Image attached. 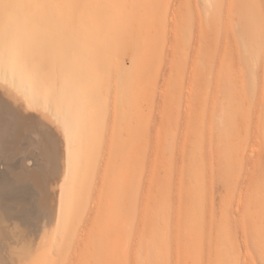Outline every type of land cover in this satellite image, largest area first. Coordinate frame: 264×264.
Masks as SVG:
<instances>
[{"label":"rangeland","instance_id":"obj_1","mask_svg":"<svg viewBox=\"0 0 264 264\" xmlns=\"http://www.w3.org/2000/svg\"><path fill=\"white\" fill-rule=\"evenodd\" d=\"M246 2L212 0L210 5L206 0H169L166 4L172 7L168 19L175 11L179 30L167 27V36L155 56L150 53H156L151 45L137 39L136 46L142 51L139 59L125 54L115 62L114 76L110 78L115 80V88L110 82L108 94L89 93L100 125L95 121L91 125L87 119L86 126L92 127L87 132L90 136L97 133V137L93 135L92 142L89 139L86 144H96L100 150L94 146L95 152L85 144L88 150L81 164L88 166L84 170L79 167L71 179L74 183L69 181L70 187L66 185L63 206L68 204L65 202L69 194L73 195L69 198L73 207L70 217L76 229L70 240L66 238L69 242L72 238L71 249L61 256L54 250V258L46 252L52 264H71L74 260L73 264H258V240L264 230V72L254 78L247 68L261 60V40L258 30L251 40L240 39L236 21L243 9L217 7ZM141 4L149 5L150 1L143 0ZM134 9L138 11L133 15L137 27H142L148 9ZM180 71L187 83L191 72L211 82L209 87L201 85L198 91L184 88L177 115L176 99L171 101L173 79L168 75L176 76ZM164 73L169 78L165 79ZM67 94L57 95L56 102L63 97L68 102L71 94ZM77 97L74 107L78 110L81 94ZM0 98L6 99L1 92ZM96 99L99 105L106 99L102 102L107 114H99V107L105 106L96 104ZM158 103L162 109H158ZM116 118L121 124L119 130ZM20 122L23 120L12 116L13 133L8 134L5 148L0 145V197L18 201L17 211L29 223L25 227L19 220L4 221L7 231L0 234V257L11 264H30L38 254L45 253L41 248L48 234L50 207L57 203L63 169L56 152L58 159H51L46 165L37 142L29 143ZM103 122L108 127L102 132ZM94 136L97 140H93ZM17 137L18 143L14 140ZM103 138L104 142L107 140L103 143L105 161L101 168L97 158L101 157ZM126 138L128 150L123 149ZM113 139L119 142L113 143ZM14 142L27 146L28 151H17ZM126 150L125 160L122 157ZM44 169L52 174L46 191V204L50 206L37 211L28 203L29 193L34 190L33 172L44 175ZM239 192L240 206L233 198ZM226 210L230 211L229 217L225 216Z\"/></svg>","mask_w":264,"mask_h":264},{"label":"snow or ice","instance_id":"obj_2","mask_svg":"<svg viewBox=\"0 0 264 264\" xmlns=\"http://www.w3.org/2000/svg\"><path fill=\"white\" fill-rule=\"evenodd\" d=\"M122 7L136 8L144 5H106L82 3L77 0H0V82L7 85L17 75L27 77L34 86L45 89L50 96L62 94L69 87L82 88L86 78L103 81L108 72L107 47L96 42L109 28L110 21L93 10ZM148 7L161 11L170 4L155 3ZM218 8L243 11L236 21L241 40H251L259 31L261 60L248 65L249 76L264 72V0H247L245 4H218ZM170 14V12H169ZM137 19L129 15L121 21L125 44L133 48V59L137 58L135 38ZM7 99H0V121L10 114L17 121L36 112L29 100L16 90L7 91ZM22 106V107H21ZM19 109V110H17ZM41 119L52 120L45 113ZM59 127V124H57ZM72 145L67 142V154L71 158ZM63 154V150H62ZM111 163V158H110ZM101 168H103V145H101ZM52 174H37L34 190L29 193L30 207L41 210L46 207V191ZM105 183L108 173H104ZM103 191V189H102ZM19 202L13 198L0 197V234L6 233L4 221L19 220L28 226L29 221L18 211ZM18 227V226H17ZM66 235H69L66 232ZM0 264H11L0 260ZM30 264H52L47 254H38ZM59 264V262H58ZM258 264H264V230L258 240Z\"/></svg>","mask_w":264,"mask_h":264},{"label":"bare ground","instance_id":"obj_3","mask_svg":"<svg viewBox=\"0 0 264 264\" xmlns=\"http://www.w3.org/2000/svg\"><path fill=\"white\" fill-rule=\"evenodd\" d=\"M148 1H150L149 5H152V4L161 3V2L166 4V2H168L169 0H148ZM206 1L209 4L212 2V0H206ZM77 2L97 3V4H106V5H108V4H110V5H124V4H127V5H144L145 7H143V8H147L148 9L147 12H146L147 13V20L146 19L143 20V26L142 27L139 26V27L136 28L137 35H136V38H135V45H137L136 44V40L137 39H140L141 44L151 45V49L154 48V51H156V53L150 52L151 55H154V56L156 54H158V50H159L158 48L161 47L160 43H163L165 38H166V36H167L166 35L167 27L170 26L172 31L173 30H179L178 26L175 23V11L172 12V17H170L168 19L169 12H170V10L168 8H165V9H163V11H161V10L156 9V8L148 7L147 4H141L143 2V0H77ZM128 10L133 13L132 16L133 15L136 16V14L138 13V11H135L134 8H122V7H112V8H103V9L93 10L96 14L101 15V16L107 18L110 21V25H109L108 30L102 36L96 37V42L97 43L107 47L106 59L108 61V72H107L105 78L103 79V81H101V82H97L95 80V78L88 77V78L85 79L82 88L69 87L67 90H65L63 92L65 95L67 93L71 94L70 96L67 94L69 96L68 97L69 98L68 102H65L64 97H63V98H59V103H57L56 102V99H57L56 97L57 96H55V97L50 96L45 89L34 86L32 84V82L27 77H21V76L17 75L14 79H9V82H8V85H7V89L5 88V85L2 82H0V92H1V95L3 96V98H6V99L8 98L7 97V91L8 90H16V91H18L21 94V96L23 98H25V99L30 101L32 107L37 109L36 112H32L30 114H27V116L23 120V122H20V125H21L22 133L24 134V136H25L26 132L28 133V138H29L28 141H29V143L37 142L36 143L37 144V150L39 152H41L42 155H44V159L46 160V163H47L46 165L48 166L51 163L50 162L51 159H56L57 158L56 157V153L58 155V158L60 160H62V162H60V164H61L62 169H63V176H62V179L60 181H59V179L61 177L60 178L58 177L59 179L57 178V181H59L58 182L57 203H56V205L53 204L50 207V211H49L50 212V223H49L48 232H47L48 234H47V238H46V240H45V242L43 244V247L41 248L42 251H44L45 253L46 252H51L49 256H51V254H52V257L54 256V253H53L54 250H56L55 252H57L61 256L62 254H64L67 251V249L69 247L71 249V246H69V245H70V242L72 241V238H71L70 242H69L70 238L67 241L66 238L68 239L69 235H66V232L68 234H70V237H71L72 236L71 233L72 234L75 233V232H73V230L75 231V229H76V228L73 227V224L75 225V222L73 223V220L70 217V211L72 210L71 208H73V207L70 206L71 205L70 203H72V200H70L71 202H69V198L72 199L73 195L70 196V194L67 193V194H69V196L66 195L65 198H67V196L69 198L67 199V201L64 199L66 201V202L64 201L65 205L67 204V202L69 204V206H68V204L66 205L67 208L69 209V211H67L68 209H66V206H63L62 195H63V193L65 191V188H68V186L70 187L68 182L70 181L69 183H71V181L73 180V178L77 174L79 167L83 168V170H84L85 165L88 166V164H86V163H85V165L83 163L81 164V162L82 161L84 162V160H85V159L84 160L82 159V158H84V153H85V151L88 150L87 147H86L87 149L85 150V144H86L87 141H90V140H91L90 142H92V139H90V137H93V135L97 134V133H92L91 132L92 134L90 136L89 135V131L87 132V130L89 129V126H90L89 124H87L88 126H86V123L88 122L87 119H89L90 122H92V121L96 122L99 119V117H98V115L96 113V110L93 108V106L91 104L93 102H91L90 99L88 98L89 93H94V94L97 95L98 93H103V92L105 93V91H108V92H106V94H108L109 93V90H108L109 88L108 87H109L110 82L112 83V85L114 84L112 81L115 82V80H112L110 78H113V76H114V67H115L116 60L119 59V58L121 59L123 57V55H125V54H130L133 57L134 49L128 47L125 44L123 33H122V29H121V21L123 19H125L127 16L130 15V12ZM181 10L182 9H180V11ZM148 13H149V15H148ZM209 14H211L210 11H209ZM172 21L175 24H173ZM135 51L138 52L137 58L135 59V60H137L141 56V52L142 51H140V49L137 48V46H136ZM166 76H167V73H164V78L165 79L169 78V77H171L173 79L172 87H171L173 94L171 96V101H173L174 98L176 99V102H177V115L179 114L180 108H181L182 103H183L184 97H183L182 93H183V89L184 88H186V87L189 88V89L192 88V89H195L196 91H198L199 90L198 88L201 85L204 86V87H206V86L209 87V82H211V80L207 81L206 77H198L195 72H191V77H190V80H189L188 83L186 82L185 76H184L183 73H181V71L179 73L177 72L176 76H175V74L174 75L169 74L168 75L169 77H166ZM152 77H153V75H151L150 79ZM112 85L110 84V86H112ZM150 85H152V82L150 83ZM114 88H115V86H114ZM113 93H114V91H113ZM77 94L78 95L81 94V97H79V99L82 102V105H80L81 108L78 109L79 111L77 110V108L74 107V106L77 105V98H78ZM103 94H102V97H104ZM123 97H124V95H123ZM115 99H117V98L115 97ZM97 100L98 99H96V102H95L96 104H98ZM102 101H101L100 105H102V104L104 105L103 102L106 101V99H104L103 102ZM82 106H83V108H82ZM99 106H97V105L95 106L94 105L95 108L99 107ZM161 107H162V105H160V103H158V109H162ZM100 108L102 109V111H101ZM103 108L99 107V109H100L99 114H100V112H102V113L106 112V108L107 107L105 106V108H104L105 110ZM17 110H19V109H17ZM80 110H81V112H80ZM119 110H120V108H119ZM119 110H116V111L118 112ZM117 112H116V114H114V115H116V117H118V115H117L118 113ZM45 113H47L49 117L54 118L55 122H52V120L41 119V117ZM107 113L108 112H106L105 114H107ZM106 116L107 115H104V119L106 118ZM11 118H12V116L10 114H6L4 119L2 121H0V145H1V147H4L5 145H8L6 143H7V139H8V134L11 132V128H10L11 127L10 126ZM119 120H120V117L118 118V121ZM81 121H85V122H81ZM115 122H116V124L119 123V122H117V118H116ZM105 123L109 124V123H107V121ZM105 123L103 124V126L105 125V127L103 129L101 128L102 132H103V130H105L106 127H108ZM57 124H59V127H57ZM92 124H93V122L91 123V125ZM97 124L100 125L99 123L96 122V125ZM96 125H93V126L95 127ZM118 125L119 126L116 125L117 129H118V127H120L121 124L119 123ZM114 127H115V125H114ZM95 128H98V126L95 127ZM95 128H94V130H95ZM120 129H121V127H120ZM99 130H100V127H99L98 131ZM95 132H97V131H95ZM113 132H114V130H113ZM12 133L13 132H11V135H12ZM123 133H125V132H123ZM23 134L19 135V136L22 135L21 139H22V137H24ZM111 135L114 136V133L111 134ZM125 135H126V133L124 134V136ZM127 135H129V134H127ZM95 136L97 137V135H95ZM95 136H94L93 140H97V138H95ZM105 136L106 135H104V137ZM107 136H108V134H107ZM113 136H112V138H113ZM115 137H116V135L114 136V139H115ZM120 138H122V136ZM127 138H126V140H127ZM17 139H18V137L16 139H14V140L16 141ZM104 139L105 138H103V142L100 144V145H103V147L105 146L103 143H105L106 140H107L106 139L105 142H104ZM114 139H113V143L114 142H119V139H117L118 141H116ZM129 139H130V137H129ZM108 140H109V138H108ZM126 140H124L125 142L122 141L124 143L123 144L124 145L123 149H127L128 150V146H127V148H125V146H126V144L128 145V143H126V142H129V141L128 140L126 141ZM17 141H16V143H18ZM68 141H70L71 145H72V152H71V158L70 159H69V156L67 154V142ZM16 143L14 144V146L16 145ZM19 143H21V142H19ZM93 144L94 143H92V145ZM16 146H18L16 148L17 151H18V149L19 150L21 149V151H22L23 148L26 149V147H27V146L26 147H20L19 144L16 145ZM32 146H34V145H32ZM87 146L89 147L91 145L88 144ZM94 146L97 148L96 150H98V149L100 150V148H98L96 144L93 145V147ZM93 147L91 146V148H93ZM29 148H30V146H29ZM1 149H0V151H1ZM7 149L8 148L6 146V149H4V150L7 151ZM118 149L122 150V148H118ZM14 150H15V147H14ZM31 150L33 151V149H31ZM62 150H63V154H62ZM92 150L96 152V150L94 148ZM92 150H90V152ZM127 150L124 151L123 154L125 152H126V154H128ZM104 151H105V148H104ZM34 152H31V153H34ZM19 154H21V152ZM21 155H23V154H21ZM39 156H40V154H39ZM124 157H125V160H126L127 155L124 154V156L122 158H124ZM100 158L101 157H99L97 159L101 160ZM103 158H104V154H103ZM119 158L117 159V161L120 160ZM104 161H103V164H104ZM114 161H115V163L117 162L116 160H114ZM123 161H124V159H123ZM99 162H101V161H99ZM40 163L42 164L41 161H40ZM82 165L84 167H81ZM100 166H101V164H100ZM97 167H98V165H97ZM86 169H87V167H86ZM98 169H99V167H98ZM24 170H22V171H24ZM33 170H35V169H33ZM46 170L47 169H44V176H45V174H46V176L48 175V172L45 173ZM35 172H33L34 174L32 175L34 177V181H35V179L37 177V174L42 175V172L41 173L37 172V170ZM29 177H30V175H29ZM81 177L83 178V176H81ZM194 180L196 181V179H193V181ZM53 182H54V180H53ZM80 183H82V185H83L81 187H84L85 183L83 184L82 180L79 181V184ZM67 184H68V186L66 187ZM76 185H78V184H76ZM71 186H72V188L76 189V187H73V185H71ZM78 186H80V185H78ZM69 190L71 191V189H69ZM69 190H66V192L69 191ZM87 191H84V192L86 193ZM90 194L93 196L92 193H90ZM233 198L237 202V205L240 206V204L242 202L241 192L238 193L237 197L233 196ZM90 199H92V198L90 197ZM247 203H249V201ZM46 206L49 207L50 205L46 204ZM89 206H90V204H89ZM88 213L89 212H87V214ZM225 216H227V217L230 216V211L229 210L225 211ZM89 217H90V214H89ZM89 217H88V219H89ZM228 221L230 222V219H228ZM88 222L90 223L91 221L88 220ZM84 223L86 224V226H88L86 222H84ZM84 223H83V225H85ZM75 227H76V225H75ZM80 227H82V226H80ZM84 227L85 226H83L82 228L85 229ZM61 235H62V238H61ZM27 242H29V241H27ZM67 242H69V244ZM15 251H17V250H15ZM0 252H2V251H0ZM19 252L21 253L22 251H19ZM22 253L24 254V252H22ZM67 253H69V252H67ZM91 253L93 255H97L96 251H93ZM26 254H29V253H26ZM58 254H56V255H58ZM4 255H6V254L4 253ZM72 257L75 259L76 256L73 255ZM0 260H4V259H2L0 257ZM69 261H70V259H69ZM74 262H75V260H74ZM74 262L72 261L71 264H73ZM142 264H145V263H142Z\"/></svg>","mask_w":264,"mask_h":264}]
</instances>
